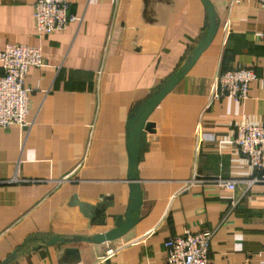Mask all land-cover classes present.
<instances>
[{
  "label": "crops",
  "instance_id": "1",
  "mask_svg": "<svg viewBox=\"0 0 264 264\" xmlns=\"http://www.w3.org/2000/svg\"><path fill=\"white\" fill-rule=\"evenodd\" d=\"M67 1L78 20L46 34L36 30L34 0H0V50L34 45L45 61L24 78L31 124L0 128V262L18 249L6 264H166V237L209 227V264H264V184L241 181L256 171L233 142L237 123L264 121L257 0H209L216 34L151 110L138 143L137 223L109 242L41 243L105 231L125 212L128 118L188 59L208 20L201 0ZM234 65L257 74L247 98L210 101L215 75ZM194 171L239 182L179 191Z\"/></svg>",
  "mask_w": 264,
  "mask_h": 264
},
{
  "label": "built area",
  "instance_id": "2",
  "mask_svg": "<svg viewBox=\"0 0 264 264\" xmlns=\"http://www.w3.org/2000/svg\"><path fill=\"white\" fill-rule=\"evenodd\" d=\"M264 6V0H257ZM67 0H34L33 16L36 30L39 33H51L64 28L68 23L78 20L70 13ZM255 41L264 43V27L255 33ZM45 65L43 53L38 46L24 43H7L0 50V128L10 125L25 127L31 124L27 118L29 111L31 88L24 83L25 75L32 66ZM257 78L252 67L234 65L231 68L219 71L211 86L210 101L221 96L230 97L236 101H243L248 96L249 84ZM199 131V126L197 128ZM201 138V137H200ZM233 142L239 152L246 157L248 163L255 169L256 174L248 179L241 180L246 187L262 182L264 184V121L261 123L239 122L235 125ZM66 174L59 181L69 180ZM239 180L226 179L215 176L210 178L199 177L193 173L185 179L179 191H186L194 184L218 185L234 190ZM238 198H233L231 207L237 205ZM214 229L201 228L192 232L189 229L181 234L166 237L163 242L166 255V264H209V249ZM107 250V256L112 253ZM239 264H251L245 259Z\"/></svg>",
  "mask_w": 264,
  "mask_h": 264
},
{
  "label": "water",
  "instance_id": "3",
  "mask_svg": "<svg viewBox=\"0 0 264 264\" xmlns=\"http://www.w3.org/2000/svg\"><path fill=\"white\" fill-rule=\"evenodd\" d=\"M205 5L208 13L206 30L201 39L192 49L188 59L169 75L162 83L157 85L155 89L140 103H138L133 112L128 118V161L129 170L128 176L130 179L129 187V202L127 208L123 214L114 216V225L101 232L93 233L91 235L74 234L71 236H63L53 234L41 239V243L45 245H52L57 243H71V242H93L104 243L112 241L122 235H124L130 228H132L139 219V207L141 202V193L139 189V183L137 181L136 167L139 159L140 146L144 136L145 129L147 127V117L156 104L167 94L174 85L184 76L191 68L194 62L197 60L202 51L209 45L218 28V19L212 3L209 0H201ZM18 249H14L9 255L4 258L0 264H6L10 260L14 259Z\"/></svg>",
  "mask_w": 264,
  "mask_h": 264
}]
</instances>
